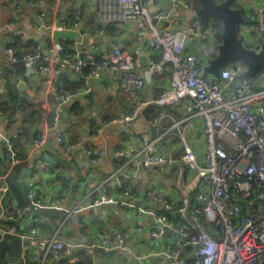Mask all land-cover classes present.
Here are the masks:
<instances>
[{"label":"built area","instance_id":"2783aa9c","mask_svg":"<svg viewBox=\"0 0 264 264\" xmlns=\"http://www.w3.org/2000/svg\"><path fill=\"white\" fill-rule=\"evenodd\" d=\"M151 1L98 0L101 19L124 24L133 22L136 25L137 42L146 43L149 48L146 76L137 69L141 55L139 47L126 53L120 45H112L108 57L98 60L93 46L82 49L84 58H80L64 53L60 45H55L46 55L39 45L18 55L14 47L7 44L3 48L6 62L15 69L16 63L21 60L30 69L49 74L52 79L58 69L70 66L77 73L84 72L83 93L91 90L89 80H100L103 85L101 74L106 69L118 78L122 91L131 93L135 88L144 86L147 79L158 77L169 67L168 85L150 102L162 107L188 97L193 107L192 115L202 119L204 142L201 161L196 150L185 140L178 157L184 163L186 172L193 175L186 184L187 192L175 203L154 190H146L144 195L157 207L147 209L139 206V193L123 184V164L102 176L99 184L101 192L88 205L109 203L115 207L135 208L138 229L143 226L144 214L150 213L149 235L155 241L165 237L164 244L156 252L159 264H264V68L255 75H247L244 74L245 65L228 63L221 66L218 73L205 72L202 60L205 59L207 64L216 54L221 42V22L214 17L205 21L194 17L182 26L168 28L163 25V20L169 10H152ZM170 1L175 7L190 5L186 0ZM243 15L244 20L238 25V36L244 45L257 51L264 44V0H260L256 7L247 8ZM44 18L45 12L40 11L38 21L43 22ZM190 41L196 53L187 48ZM3 67L0 62V113L4 104L1 88ZM52 89L62 101L80 92H61L54 85ZM146 104L147 101H141L132 109H124L121 120L129 125ZM48 117L53 124L57 122L56 115ZM158 117L149 122L156 124ZM22 132L21 128L16 129V133ZM3 139L8 165L0 173L1 208H4L2 198L8 189L6 176L12 166L23 159L15 148L13 138L6 135ZM56 140L65 151L86 156L92 164L99 163L105 154L103 147H91L84 140L71 141L61 132L56 134ZM140 140L142 156L135 159L127 156L126 161L135 169L176 161L154 150L157 138L141 133ZM44 141L42 134L34 139L39 145ZM115 155L121 159L125 152L116 150ZM39 165L49 169L43 162ZM110 179L119 191L117 196L106 190L105 183ZM27 197L33 212L26 221V231H21L19 235L27 238L29 254L39 264L71 253L72 247L85 251L97 248L104 252L113 248L130 251L121 232L115 234L113 242L98 233L96 240L87 243L67 242L57 231L47 237L42 235L39 230L42 219L36 211L43 207L61 208L63 200H47L31 186L28 187ZM169 212H174L176 218L171 217ZM7 215L12 220L22 216L15 199L9 204ZM16 230L13 224L3 227L0 223V238L2 234ZM72 257L78 260L76 254ZM123 264L136 263L128 261Z\"/></svg>","mask_w":264,"mask_h":264},{"label":"crops","instance_id":"0c3cea01","mask_svg":"<svg viewBox=\"0 0 264 264\" xmlns=\"http://www.w3.org/2000/svg\"><path fill=\"white\" fill-rule=\"evenodd\" d=\"M186 1L190 3L188 7H175L170 0H152L151 8L168 9L163 25L172 28L198 17L194 6L196 0ZM238 3L241 6L236 7L244 11L256 7L260 0H238ZM40 11L45 12L43 22L37 19ZM100 29H104V32H100ZM136 32L137 27L133 22L124 24L101 19L98 3L94 5L91 0H0V62L8 68L7 72L3 68L1 88L4 104L11 108L0 113V173L8 165L3 138L10 135L23 158L18 162L22 164L18 179L23 187H34L47 200H63V207L59 209L66 211L64 218L40 216L42 224L39 230L42 235L47 237L57 231L67 242L87 243L96 240L98 233L113 242L115 234L121 232L130 249L123 251L113 248L104 252L99 248L85 251L72 247L71 253L60 255L46 264H123L128 261L159 264L156 252L164 244L165 237L155 241L149 235L150 213L144 214L143 226L138 229L135 208L115 207L109 203L89 206L88 202L101 192L102 186L99 184L102 176L125 164L123 184L139 193L137 205L147 209L157 207L144 195L146 190H154L177 203L181 195L187 192L186 184L193 177L178 159L182 141L185 140L196 150L201 161L204 142L202 119L192 115L193 107L188 97L162 107L150 102L168 85L169 67L158 77L147 79L144 86L135 88L131 93L122 91L118 78L106 69L101 74L103 85L100 80H89L91 90L83 93L84 72L77 73L67 66L54 72L52 79L49 74L30 69L21 60L12 69L6 62L3 48L10 44L20 55L39 45L46 55L55 45H60L69 56L84 58L81 50L93 46L94 56L100 60L108 57L112 45H120L126 53L139 47L141 61L142 55L147 57L149 48L146 43L137 42ZM187 48L196 53L191 41ZM203 64L207 65L209 61L206 64L204 59ZM137 69L146 76V64L140 62ZM53 85L61 92H80L62 101L52 89ZM141 101H147V104L126 125L121 120L124 109H132ZM47 115H56L57 122L53 124ZM157 115L156 124H151L149 121ZM19 128L23 130L22 133H16ZM58 132L71 141L84 140L91 147H103L105 154L99 163L92 164L86 156L65 151L56 140ZM141 133L157 138L154 150L176 161L142 169L132 167L126 162L127 156L134 159L142 156L143 153L139 151ZM41 134L45 136V141L39 145L34 139ZM116 150H123L125 156L117 158ZM40 162L48 165L49 169L42 168ZM105 187L109 193L119 195L113 179L106 182ZM3 207H0V223L6 227L9 205L3 204ZM48 208L52 207H43ZM22 212L17 219L20 225L18 229L25 232L26 221L33 212L30 202ZM169 215L176 218L174 212H169ZM13 233H17V230ZM20 237L21 259L13 264L34 260L29 254L28 243H24V237ZM74 254L78 260L72 257Z\"/></svg>","mask_w":264,"mask_h":264},{"label":"water","instance_id":"95a60500","mask_svg":"<svg viewBox=\"0 0 264 264\" xmlns=\"http://www.w3.org/2000/svg\"><path fill=\"white\" fill-rule=\"evenodd\" d=\"M200 6L195 13L200 20L205 21L208 17H214L221 22V42L217 46L216 54L210 59L209 64L204 66L205 72L218 73L222 64L241 61L246 69L244 74L255 75L264 68V44L259 50H255L243 44L238 36V25L244 20L243 11L240 7H234L231 0H199ZM96 5L98 0H91ZM141 64H146V57L141 56ZM7 72V66H4ZM24 243L27 238L24 237Z\"/></svg>","mask_w":264,"mask_h":264},{"label":"trees","instance_id":"16d2710c","mask_svg":"<svg viewBox=\"0 0 264 264\" xmlns=\"http://www.w3.org/2000/svg\"><path fill=\"white\" fill-rule=\"evenodd\" d=\"M231 3H232V6L236 7L235 4H233L234 0H231ZM194 6L198 8L200 6V1L196 0V3L194 4ZM64 53H66L65 49H64ZM224 65L226 64H222L221 66H224ZM242 65L244 64L242 63ZM1 108L3 109V111H7V110L10 111L11 109V108L9 109V106H6L5 104H2ZM38 137L39 136H36L35 138H38ZM21 166H22L21 163L14 164L11 170L9 171V173L7 174L6 181L8 184V189L2 198V203L4 205H9L12 202V200L15 199L22 212L26 204L29 203V200L27 197L28 186L26 185V187H23V184L19 182V179H18ZM36 212L40 216L41 215L49 216V217H52V219L53 218L62 219L66 215V211H64L63 209H59V208H48V209L39 208ZM7 222H8L7 225L13 224L17 228L18 234L17 233H4L1 235L0 264H13L14 261L17 262L19 259H21L20 256H21V251H22V239L19 236V233L21 232V230L18 229L20 225H18L17 220L8 219ZM25 264H39V263L35 260L33 261L27 260Z\"/></svg>","mask_w":264,"mask_h":264},{"label":"rangeland","instance_id":"374dc122","mask_svg":"<svg viewBox=\"0 0 264 264\" xmlns=\"http://www.w3.org/2000/svg\"><path fill=\"white\" fill-rule=\"evenodd\" d=\"M232 4V3H231ZM233 4H235V6H241L239 3H238V0H234V3ZM244 13H245V10H244ZM202 62H203V60H202ZM234 63H238V64H242L241 63V61H239V60H237L236 62H234ZM205 66V64H203V67Z\"/></svg>","mask_w":264,"mask_h":264}]
</instances>
